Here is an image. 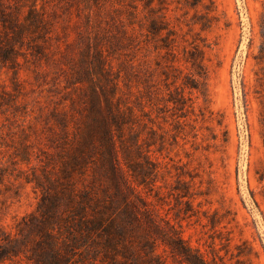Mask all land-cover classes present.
I'll list each match as a JSON object with an SVG mask.
<instances>
[{"label": "rangeland", "instance_id": "rangeland-1", "mask_svg": "<svg viewBox=\"0 0 264 264\" xmlns=\"http://www.w3.org/2000/svg\"><path fill=\"white\" fill-rule=\"evenodd\" d=\"M0 264H264V0H0Z\"/></svg>", "mask_w": 264, "mask_h": 264}]
</instances>
